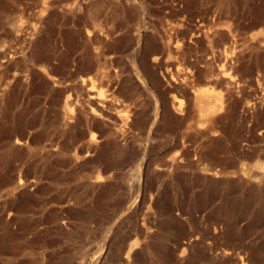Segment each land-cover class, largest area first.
Segmentation results:
<instances>
[{
    "label": "rangeland",
    "instance_id": "1",
    "mask_svg": "<svg viewBox=\"0 0 264 264\" xmlns=\"http://www.w3.org/2000/svg\"><path fill=\"white\" fill-rule=\"evenodd\" d=\"M262 3L0 0V264H264Z\"/></svg>",
    "mask_w": 264,
    "mask_h": 264
},
{
    "label": "bare ground",
    "instance_id": "2",
    "mask_svg": "<svg viewBox=\"0 0 264 264\" xmlns=\"http://www.w3.org/2000/svg\"><path fill=\"white\" fill-rule=\"evenodd\" d=\"M217 1V3L218 4H221V3H229V1L230 0H216ZM188 3H190V1L188 2ZM260 8H262V13L264 14V0H263V3L260 5ZM87 54V53H86ZM91 67V66H90ZM89 66H88V68H90ZM93 68V67H92ZM90 70V69H89ZM105 149V148H104ZM100 155H102L103 154V150L101 149L100 150V153H99ZM104 155V154H103Z\"/></svg>",
    "mask_w": 264,
    "mask_h": 264
}]
</instances>
